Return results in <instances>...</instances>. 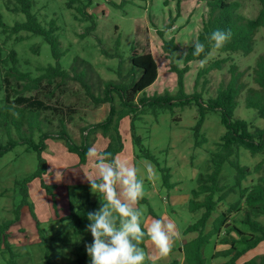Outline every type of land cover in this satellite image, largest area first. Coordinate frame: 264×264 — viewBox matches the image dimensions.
Wrapping results in <instances>:
<instances>
[{"label":"rangeland","instance_id":"rangeland-1","mask_svg":"<svg viewBox=\"0 0 264 264\" xmlns=\"http://www.w3.org/2000/svg\"><path fill=\"white\" fill-rule=\"evenodd\" d=\"M7 1L0 0L1 22L9 27L16 22H23L24 15L10 12ZM78 1L80 3L75 2L69 7V0H33L32 13L36 15L39 23L45 28L52 23L56 28L55 34L64 52V56L58 61L61 69L69 72L71 77L84 72L92 92L101 95L103 81L118 82L120 79L118 70L121 76H126L130 70L132 51L138 54L150 53L156 62L158 76L156 81L145 89V96L176 94L177 75L170 71V61L162 51V44L164 41L174 40L176 50L172 65L182 69L186 65L183 54L194 44L202 28L203 19L207 17L208 0H180L179 3L177 0H90L86 9L91 16L90 20L83 19L76 11L81 4H87V0ZM224 1L237 2L239 5L237 13L247 19H254L260 11L257 0ZM169 20L173 21V26L167 30L165 26ZM1 29L0 27V60H4L11 51H14L19 73L36 79L42 74V68L56 65L57 61L52 57L50 47L42 37L27 32L8 35L2 33ZM157 32H162V36ZM177 53L181 55L177 57ZM260 55H264L263 29L256 33L253 51L248 55L240 52L219 53L213 50L203 61L189 62L183 78L184 92L192 94L198 91L204 101L209 97H215L217 89L227 85L231 79L230 67L233 65L235 71L241 74L238 83L242 87L236 98L237 107L233 119L244 121L250 130L262 129L264 120L254 109L246 108L244 105L247 90L258 89L253 81V69ZM181 58L183 62L177 63V59ZM222 58L228 60L222 64L220 70H213L200 78L195 87L199 70L206 64ZM9 67L10 63L0 64V108L6 104V95L10 96V106L19 109L22 106L14 103L17 97H35L63 111L68 108L73 113L69 122L68 116L65 119L66 128L76 144H80L82 140V128L105 119L108 104L99 106L93 104L77 80L70 78L61 81L56 78L51 84L43 80L37 89L23 90L20 86L27 81L6 78ZM73 68L75 72L71 71ZM204 79L206 83H203ZM124 82L127 83L128 78L125 77ZM115 107L117 110L120 108L117 98ZM143 112L140 120L134 122L133 130L129 118H123L118 122L117 134L122 147L114 157L135 166L138 170V179L144 181V195L134 206L142 213L140 217L142 230L146 232L152 220L164 218L173 222L180 233L179 239L174 240L168 256L163 258L157 256L149 238H144L139 244L146 253L144 264L147 262L185 264L183 254L178 248H181L188 236L197 234L185 235L183 232L194 225L203 213L201 209L189 211V202L192 199V192L198 186L197 177L211 172L210 155L225 129L220 122L219 113L206 112L199 130V135L204 137L205 142L196 147L194 138L198 118L196 106L176 108L172 114L169 111H162L156 118L148 110ZM59 119L58 115L50 111L41 112V132L55 134L59 130ZM26 127L24 125L23 130ZM10 130L12 137L15 138L12 125ZM88 133L89 131L84 132L88 137V148L95 146L98 151L104 152L110 143L109 134L104 137L100 130ZM39 135L37 131L33 133L35 142H38ZM133 136L140 138L138 144L133 142ZM201 139L198 138L197 141L201 142ZM7 140L8 137L0 127V143L5 144ZM146 155L152 157L154 161L148 159ZM41 158L45 162V173L30 182H25V178L38 169L37 154L19 145L0 157V223L13 220L14 211L19 209V220L10 226L8 239L16 255L14 260L17 264H79L75 250L80 238L73 235L69 220L64 218L70 215L71 201L78 204L83 200V190L80 187L89 185L86 176L95 174V166L88 158L84 164H80L78 156L68 152L65 143L57 138H50L45 142ZM263 159L264 145L263 152L255 156L243 148L239 150V164L251 170ZM149 168L151 173L148 171ZM163 169L169 171L171 189L163 185L161 178ZM57 172H61L62 176L56 179ZM235 175V170L229 165L222 166L218 181L224 188L222 192L213 196L216 207L205 226L204 233L211 229L213 220L221 212L227 213L230 205L239 201L237 188L234 193H226L234 186ZM263 175L264 165L259 172L244 180L242 189L251 188L258 177ZM23 188L27 192V205H21ZM88 192L94 204L93 209L98 210L100 202H104L102 194L99 198L100 193H92L90 187ZM223 194H225L223 200L216 201ZM202 199L203 196H200L197 200ZM243 213L244 204L240 203V212L231 211L233 217L229 222L240 231L250 233L248 226L239 220L243 218ZM254 220L264 225V215L257 216ZM231 235L237 234L232 231ZM215 242L211 240L203 247L206 264H223L229 259L224 256L212 258L215 251L222 248H217ZM234 246L240 251L245 245L236 242ZM260 256H264V240L254 249L246 251L238 263ZM8 258V254H0V264H6ZM83 264H91L90 258Z\"/></svg>","mask_w":264,"mask_h":264},{"label":"trees","instance_id":"trees-1","mask_svg":"<svg viewBox=\"0 0 264 264\" xmlns=\"http://www.w3.org/2000/svg\"><path fill=\"white\" fill-rule=\"evenodd\" d=\"M180 0H177L179 3ZM260 4V11L254 19H247L237 13V2H225L224 0H208L206 2L208 13L203 19L202 28L196 37V41L205 45V50L199 56H194L193 45L190 46L185 55L184 61L187 65L189 62L197 60L203 61L207 58L211 51L219 53H242L248 55L253 51L254 37L260 30H264V0H257ZM80 3L78 0H69L68 6L71 7L74 3ZM87 4H81L76 8L77 13L83 19H91V16L86 12ZM33 0H8L7 8L10 12L24 15L23 22H16L9 27L3 24L0 20L2 33L8 35H16L20 32H27L33 36H40L49 45L52 57L57 61L55 66L48 65L41 69L42 74L31 79L27 74L18 72V61L16 54L11 51L4 60H0V64L10 63L7 70L6 78L13 77L16 81H27L20 86L23 90L37 89L40 82L45 80L47 84H51L56 78L64 81L66 79H74L79 82L84 89L86 95L96 106L108 104V113L105 119L97 124L88 125L82 128V140L80 144H76L73 138L68 134L65 119L68 116V122L71 120L72 111L68 108L65 111L45 104L43 101L35 97H17L14 100L22 108L11 107L9 104L10 96H5L6 104L0 108V127L3 128L8 140L5 144L0 143V157L12 151L15 147L25 146L26 150L34 151L38 156V169L35 173L25 178V182H30L34 178L41 177L45 173V162L41 158V153L44 149L45 142L50 138H57L65 143L67 151L74 153L79 158V163L86 162V152L89 149L88 137L84 135L85 131L89 133L93 130H100L101 134L106 137L108 135L110 143L104 152L111 153L114 157L121 150V143L117 134L118 122L123 118H129L131 129L133 130L134 122L140 120L143 110H148L154 118L159 115V112L169 111L171 114L174 109H184L190 106H196L198 118L195 124L196 131L194 133L195 146L200 147L205 142L204 137L199 135V130L204 120L206 112L219 113L220 122L225 131L220 137L219 142L215 144V150L211 153L209 163L211 172L197 177V189L192 192V199L189 202V211L203 210L201 218L192 226H189L183 232L185 235L196 233V237L184 243L180 251L183 254L185 264H206L203 257V247L215 240V243L228 245V248L223 251L216 252L212 258L216 256L229 257L228 261L223 264H237L239 258L248 250L254 249L264 240V225L254 220L255 217L264 215V175L258 177L257 182L251 188H243L242 183L247 177L259 172L264 165V159L257 163L251 170L248 167L241 166L238 162L239 150L241 148L255 156L263 152L264 145V128L249 129L247 124L240 119H233V113L237 107L236 98L242 90L238 79L241 74L235 71L233 65L230 67L232 74L227 85L220 86L217 89L215 97H209L203 100L198 91L192 94L184 92L183 78L187 71L185 65L182 69H177L172 65L173 54L176 50L174 40L164 41L162 51L166 59L170 61V71L177 75V92L174 95L164 93L147 97L144 94L145 89L150 87L157 79V65L150 53L138 54L132 51L130 55V70L126 76H121L120 71H117L119 81H103V90L101 95H95L92 92L90 84L86 82L85 73L79 72L76 75L70 76L69 72L61 69L58 61L64 56V52L60 47V42L56 36V28L51 23L47 28L42 26L36 15L32 13ZM94 26V25H93ZM173 26V21L169 20L165 29H170ZM230 31L231 38L221 47L215 48L214 42L209 40L213 31ZM162 36V32H157ZM21 40V38H19ZM194 42V43H195ZM228 58H222L206 64L199 70L195 87L200 78L207 75L213 70H220L222 64L226 63ZM122 64V63H121ZM71 71L75 72V68ZM75 74V73H74ZM128 78V82H124V78ZM253 81L258 86V89H248L244 105L246 108L254 109L258 116L264 120V55H260L253 69ZM8 84V80L5 81ZM203 83H206L204 79ZM118 100L119 109L115 107V100ZM43 111H50L60 117L59 130L55 134L41 132L40 114ZM17 113V114H15ZM25 113V114H24ZM68 113V115H67ZM67 122V123H68ZM10 125L14 128L15 138L11 135ZM26 129L23 130V126ZM40 133L38 142L33 139V133ZM113 132V133H111ZM88 133V134H89ZM116 134V136H114ZM134 134V132H133ZM202 138L201 142L197 139ZM133 142L138 144L140 138L133 136ZM146 157L152 161L154 159L149 155ZM224 164L229 165L236 172L234 178V186L229 188L226 193H234L237 188L239 191V201L230 205V210L227 213L221 212L211 225V229L204 233L205 226L215 211L216 202L213 196L222 192L224 186H220L218 178L221 168ZM161 178L163 185L171 189L169 183L170 175L167 169L161 170ZM90 185L80 187L83 190V200L80 203H70V215L64 219L69 220V226L74 236L79 237V242L76 244V254L79 264L89 257L85 251V245L90 244L92 236L89 231H86V225L89 223L87 213L94 212L93 202L90 200L91 194L88 192ZM23 201L21 205H27V192L23 188ZM225 194L220 195L216 201H222ZM203 196V199H197ZM101 198V194L98 196ZM141 201V200H139ZM240 203L244 204L243 218L239 219L243 225H247L250 233H244L232 225L229 220L233 217L230 213L240 212ZM101 206V202H100ZM234 219V218H233ZM19 220V209L14 211L13 220H6L0 223V254H8L9 258L6 264H17L14 260L16 255L13 253L12 247L8 242L9 229L13 223ZM229 226L226 227V225ZM224 230V231H223ZM235 231L237 235H231ZM222 232V233H221ZM144 238H148L145 236ZM244 243V248L238 251L234 243ZM264 256L255 257L241 264H263ZM147 264H151L147 262Z\"/></svg>","mask_w":264,"mask_h":264},{"label":"clouds","instance_id":"clouds-1","mask_svg":"<svg viewBox=\"0 0 264 264\" xmlns=\"http://www.w3.org/2000/svg\"><path fill=\"white\" fill-rule=\"evenodd\" d=\"M230 38V31L216 30L209 40L215 48H221ZM204 50L205 45L196 41L192 54L199 56ZM182 62V58L177 59V63ZM86 158L95 166V174L86 176L87 182L92 193L99 192L104 201L98 210L87 213L86 231L91 233L92 242L85 245V251L91 264H144L146 253L139 244L145 236L158 257L168 256L180 233L173 222L164 218L152 220L147 231L142 230V213L134 207L144 195V181L138 179L137 168L95 146L87 150ZM148 171L151 173V168ZM61 176V172L56 173V179Z\"/></svg>","mask_w":264,"mask_h":264},{"label":"crops","instance_id":"crops-1","mask_svg":"<svg viewBox=\"0 0 264 264\" xmlns=\"http://www.w3.org/2000/svg\"><path fill=\"white\" fill-rule=\"evenodd\" d=\"M226 226H228V224H227ZM195 237H196V235L188 236L187 240H185V241L182 243V245H183L184 243L190 241L191 239L195 238ZM185 238H186V237H185ZM182 245H181V246H182ZM216 247H217V248L222 247L221 249H217V250H216V248H215L216 251H218V250H222V251H223V250L227 249V245H221V244H217V243H216ZM178 251H180L179 248H178ZM216 251H215V253H216ZM180 252H181V251H180ZM181 253H182V252H181ZM215 253H214V254H215ZM239 260H240V258H239ZM239 260H238V261H239ZM238 261H237V264H239ZM220 263H221V262H220Z\"/></svg>","mask_w":264,"mask_h":264}]
</instances>
